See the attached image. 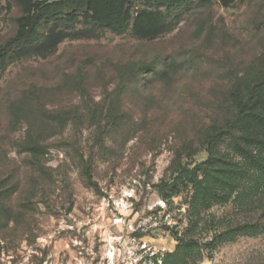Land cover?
<instances>
[{"label":"rangeland","instance_id":"obj_1","mask_svg":"<svg viewBox=\"0 0 264 264\" xmlns=\"http://www.w3.org/2000/svg\"><path fill=\"white\" fill-rule=\"evenodd\" d=\"M127 6L124 34L77 8L70 23L40 30L62 36L50 55L19 56L0 72V264H110L111 245L114 263L127 264L145 258L142 245L158 259L176 246L170 230L185 226L184 195L167 204L159 185L173 160L205 159L201 141L229 118L231 84L262 67L264 0L167 13L145 0ZM157 10L166 30L138 35L137 16ZM22 16L16 0H0V47ZM199 264H264V235Z\"/></svg>","mask_w":264,"mask_h":264},{"label":"trees","instance_id":"obj_2","mask_svg":"<svg viewBox=\"0 0 264 264\" xmlns=\"http://www.w3.org/2000/svg\"><path fill=\"white\" fill-rule=\"evenodd\" d=\"M16 1L23 16L17 20L14 36L0 47V72L19 56L50 55L62 36L57 32L40 36V30L59 20L70 23L79 8L85 9L91 24L117 35L124 34L131 21L128 0ZM145 1L167 13L208 0ZM218 1L227 7L235 0ZM135 26L138 35L154 38L166 30V17L158 10L140 13ZM262 63L254 75L236 78L231 84L229 118L221 125H211L201 141L205 159L173 160L169 177L160 183L163 201L169 204L171 198L183 194L186 207L185 226L170 230L176 246L160 257L161 264H199L222 245L264 235V56ZM27 149L45 154L39 146ZM82 174L91 182L88 163L83 164ZM225 206L231 211L223 216L210 213L214 207Z\"/></svg>","mask_w":264,"mask_h":264},{"label":"built area","instance_id":"obj_3","mask_svg":"<svg viewBox=\"0 0 264 264\" xmlns=\"http://www.w3.org/2000/svg\"><path fill=\"white\" fill-rule=\"evenodd\" d=\"M129 227H131V226H129ZM129 242H131V243H136L137 244V246H138V244H139V242H136V239L134 238V237H129ZM110 247V251H111V254H112V256H111V258H110V264H118V262H115L114 263V261H116V260H118V254H115L116 252H115V249H114V246L113 245H111V246H109ZM146 249V247H145V245H142L141 246V250L142 251H145V252H143L145 255V258H143V256L141 255L140 256V258H138V259H135V260H133V261H131V262H129V263H127V264H161V261H160V259H158V258H153L154 256V254L152 253L151 255H150V253L148 252V251H146L145 250ZM150 251V250H149ZM115 255H116V257H115ZM116 258V259H115ZM115 259V260H114ZM119 264H121L120 262H119Z\"/></svg>","mask_w":264,"mask_h":264}]
</instances>
